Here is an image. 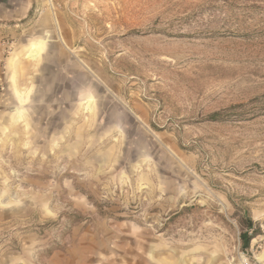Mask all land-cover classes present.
Segmentation results:
<instances>
[{
  "label": "rangeland",
  "instance_id": "374dc122",
  "mask_svg": "<svg viewBox=\"0 0 264 264\" xmlns=\"http://www.w3.org/2000/svg\"><path fill=\"white\" fill-rule=\"evenodd\" d=\"M36 1L0 24V264H237L264 234V0Z\"/></svg>",
  "mask_w": 264,
  "mask_h": 264
},
{
  "label": "crops",
  "instance_id": "0c3cea01",
  "mask_svg": "<svg viewBox=\"0 0 264 264\" xmlns=\"http://www.w3.org/2000/svg\"><path fill=\"white\" fill-rule=\"evenodd\" d=\"M36 2V0H0V24H5L4 28V26L8 27L10 22L16 24L17 21L28 19L39 10ZM1 34L3 33L0 32Z\"/></svg>",
  "mask_w": 264,
  "mask_h": 264
},
{
  "label": "built area",
  "instance_id": "2783aa9c",
  "mask_svg": "<svg viewBox=\"0 0 264 264\" xmlns=\"http://www.w3.org/2000/svg\"><path fill=\"white\" fill-rule=\"evenodd\" d=\"M261 228L264 229V226ZM237 264H264V234L252 239L250 251H242Z\"/></svg>",
  "mask_w": 264,
  "mask_h": 264
},
{
  "label": "bare ground",
  "instance_id": "6f19581e",
  "mask_svg": "<svg viewBox=\"0 0 264 264\" xmlns=\"http://www.w3.org/2000/svg\"><path fill=\"white\" fill-rule=\"evenodd\" d=\"M42 52H43V44L41 42L35 43L29 49L27 56L32 58V59H37L42 54ZM88 107H89V105H88ZM90 107H89V109H90Z\"/></svg>",
  "mask_w": 264,
  "mask_h": 264
},
{
  "label": "trees",
  "instance_id": "16d2710c",
  "mask_svg": "<svg viewBox=\"0 0 264 264\" xmlns=\"http://www.w3.org/2000/svg\"><path fill=\"white\" fill-rule=\"evenodd\" d=\"M214 118H216V117H214ZM245 226L252 229L253 228L252 221L248 220ZM251 239L252 238L249 236V234L247 232L246 233L244 232L241 235V240L244 244V247H248L250 245Z\"/></svg>",
  "mask_w": 264,
  "mask_h": 264
}]
</instances>
